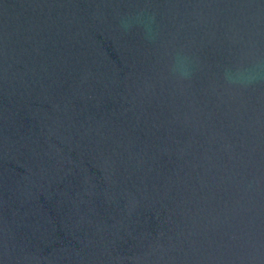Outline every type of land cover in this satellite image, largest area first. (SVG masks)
Instances as JSON below:
<instances>
[{
  "label": "water",
  "instance_id": "water-1",
  "mask_svg": "<svg viewBox=\"0 0 264 264\" xmlns=\"http://www.w3.org/2000/svg\"><path fill=\"white\" fill-rule=\"evenodd\" d=\"M0 264H264V0H0Z\"/></svg>",
  "mask_w": 264,
  "mask_h": 264
}]
</instances>
